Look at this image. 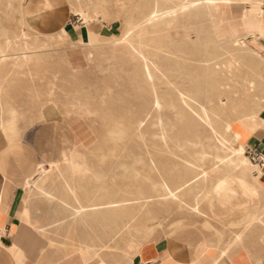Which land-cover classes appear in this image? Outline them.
<instances>
[{"label":"rangeland","instance_id":"obj_1","mask_svg":"<svg viewBox=\"0 0 264 264\" xmlns=\"http://www.w3.org/2000/svg\"><path fill=\"white\" fill-rule=\"evenodd\" d=\"M50 1L59 8L55 10L62 13H44L49 9L43 8V5L51 7ZM50 1L0 0V45L4 46L6 54H10L3 60L0 52V153L17 151L23 132L25 144L35 142L40 136L35 124L51 122L61 129L64 136V147L60 142V150L55 157L66 148L73 159L71 168L62 165L61 169H51L47 166L45 172L36 166H24V175L19 181V195L27 213L24 229L27 233H22L30 238L26 241L22 238L19 242L18 264H130L132 260V264H136L140 258L146 261L142 252L147 244L163 243L171 229L184 224L201 228L216 247L217 253L205 264H230L228 250L243 246L251 238L264 244V216L257 222V231L251 233L250 229L239 232L221 230L211 224L207 214L206 202L211 187L220 183L216 176L233 175L246 169L235 170L216 163L224 152L217 153L207 148L205 157V152H202L203 155L199 152V143V147L194 144L196 149L185 144L191 138L206 142L207 138H214L215 133L223 134L228 127L237 128L239 112L244 109L254 114L263 112L264 91L256 89V79L250 77L247 65L252 60L257 61L256 57L264 52L248 41L245 50L238 49L242 50L240 52L236 50L221 55L209 52L201 55L196 52L195 57L202 59L204 56L208 59L207 63L197 60L187 61L189 64L186 65V62L182 64L179 61L193 58L191 49L200 47L199 41L201 47H217L222 42L218 39L220 33H214L201 18L194 17L191 20L193 25H189L183 17H178L171 26L159 30L158 40L150 42L146 39L147 44L144 42L142 45L135 43L138 50H131L130 45L137 40V36L147 32V29L143 31V26H138L143 13L137 5L153 3L154 0ZM243 5L238 2L233 6L218 32L224 28L232 30L237 27ZM22 17L32 20L33 26L28 27ZM130 20L137 25L131 30L132 33L125 34ZM74 29L82 35H74ZM148 31L151 32V29ZM25 45H28L27 49ZM176 46L184 48L186 52H178ZM155 47L163 52H159L158 57L154 56ZM243 51L246 52L243 54ZM170 57L177 61H172ZM242 59L245 61L244 72L241 68L238 71L237 65ZM226 62L233 66L232 70H225ZM145 63L153 66L152 69L157 66L161 71L169 64L171 67L185 64L191 68L192 76L176 70L169 76V80L174 82L173 86L167 83V79L160 78L154 80L155 87L149 83L145 88L141 77ZM263 67L264 64H261L260 71L264 75ZM186 89L200 96L206 107L209 108L213 103L228 116L216 114L211 121H184L177 118L178 112H184L181 107L155 106V92L160 93V97L163 94L172 97V94L173 99L179 100L184 98L181 93ZM259 98H262L263 103ZM233 104L237 106L233 108ZM221 105H224L223 108ZM189 122L191 125H188ZM167 123L173 124L168 125L169 137L155 139L154 133L160 134L167 128ZM237 130L242 131L240 128ZM127 154H130L129 159L126 158ZM184 160H190L195 165L192 171L187 170ZM256 167V171H259L258 165ZM198 171H203L208 177L200 183L203 189L189 194L187 189L190 185H184L177 198L165 199L164 194L169 188L188 181ZM127 173L132 174V179L128 180L122 192L126 194L123 198H149L135 200L132 210L136 215L132 221L129 220L130 216L123 215L119 221L122 227L118 229V235L105 231L101 221L90 224L82 217L83 213L72 211L81 202L86 203L85 194L93 191V188L98 190L100 197L120 199L121 183L118 179ZM201 194L203 198L200 199ZM79 195L81 198L78 199ZM117 225L113 223L112 226L116 228ZM131 225L144 227V230L130 229L128 226ZM97 227H101L103 233L100 234ZM84 254L87 257L82 261L80 256ZM157 264L181 263L166 258Z\"/></svg>","mask_w":264,"mask_h":264},{"label":"bare ground","instance_id":"obj_2","mask_svg":"<svg viewBox=\"0 0 264 264\" xmlns=\"http://www.w3.org/2000/svg\"><path fill=\"white\" fill-rule=\"evenodd\" d=\"M8 2V1H7ZM23 2V1H22ZM29 2V1H28ZM139 2V1H138ZM141 2V0H140ZM238 2H242L244 5L242 6V13H241V16H240V22L237 24V27L232 29V30H226L225 28L222 29L221 31L218 32L219 28L220 27V24L228 19L227 17V14L233 9V6H235ZM169 3V4H168ZM140 4V3H139ZM152 4V5H151ZM26 8V7H25ZM29 8V7H28ZM137 8L139 10H141V12L143 13L142 17H141V22L138 23V26H143V31L144 29H147V32H143L142 34L138 35L137 36V40H135V42H131L133 44H131V50L132 49H137L138 50V47L135 45V43H138V44H144V42L147 44V42L145 41L146 39H149L150 42H153L154 40H156L159 35V30H162V29H165L166 27H169L171 26L175 21L178 20V17H183L185 20L184 21H187L189 23V25H193L191 21L194 17H197V18H201L203 20H205L209 27L212 28L214 30V33L216 34H219L220 37H218V39L220 41H222L220 43V45H218L217 47H213V46H207V45H204L201 47V42L199 41V46L200 47H195L191 50H193L191 53L193 55V58H184L182 60H180L179 62H186L185 64L187 65V61H194L196 62L198 60V62L200 60L204 61L207 63L208 59L205 58L203 56V58H197L195 57L194 53H199V54H205L207 52L211 53V54H215V55H221V54H224V53H227V52H234L238 49H246V47L249 45L248 44V41H251L252 44H257V41L260 37H264V1L263 0H177L176 2L174 1H171V0H154L153 3H149V2H143L141 3L140 5H137ZM23 9V8H22ZM26 12V11H24ZM5 13V12H4ZM27 14V13H26ZM90 18V17H89ZM23 19V22L28 26V27H31L33 26V22L32 20L30 19H26L24 17H22ZM187 19V20H186ZM4 20V19H3ZM102 20V19H101ZM86 22V21H85ZM181 23V22H180ZM182 23H184L182 21ZM137 25V23L133 22L132 20L128 21V27H127V30L125 32L126 33H130L131 30H133L135 28V26ZM151 29V32L148 31V29ZM171 28V27H170ZM33 30H35L33 28ZM66 31V30H65ZM64 32V30L62 31V33ZM69 32V31H68ZM133 32V31H132ZM131 32V33H132ZM66 35V33H64ZM149 34V35H148ZM152 34V35H150ZM215 34V35H216ZM127 36V35H126ZM58 37V36H57ZM129 37V36H128ZM29 38V37H28ZM136 38V37H135ZM184 38V37H183ZM187 38V37H186ZM189 38V37H188ZM11 39V38H10ZM125 39V38H124ZM196 39V38H195ZM201 39V38H200ZM158 40V39H157ZM199 40V39H196V41ZM203 40V39H202ZM16 41V40H15ZM194 42V41H193ZM206 42V41H204ZM250 42V43H251ZM259 42V41H258ZM20 43V42H19ZM18 43V44H19ZM149 43V42H148ZM156 43V42H155ZM172 43V42H171ZM185 43V42H183ZM195 44L197 42H194ZM201 43V44H200ZM13 44V43H12ZM47 44V43H46ZM186 44V43H185ZM184 44V45H185ZM38 45V44H37ZM190 45H193L192 43ZM189 45V47H190ZM10 46V45H8ZM26 46V45H25ZM24 46V48H25ZM83 46V45H82ZM140 46V45H139ZM150 44H149V47L150 48ZM173 46V45H172ZM207 46V47H206ZM4 47V46H3ZM1 45H0V52L2 53V58L4 60V58L6 57H9L10 54H6L5 51L6 49L3 48ZM11 47V46H10ZM28 45L26 46V49H27ZM32 47V46H31ZM146 47V46H145ZM174 47V46H173ZM178 47L176 50L180 53H185L186 50H184V48L181 49V47L179 48V46H176ZM186 47V46H185ZM193 47V46H192ZM147 48V47H146ZM258 48L260 49V51L264 52V48H262V45H258ZM9 49V48H7ZM14 49V47H13ZM12 49V50H13ZM17 49V48H16ZM41 49V48H40ZM153 49V48H152ZM174 49V48H173ZM263 49V50H262ZM10 50V49H9ZM39 50V49H38ZM140 50V49H139ZM149 50V49H148ZM240 50V51H242ZM248 50V49H247ZM141 51V50H140ZM143 51H147L146 49H144ZM153 51H155L154 53V56H157L159 52L163 53L162 51H160L157 47H155L153 49ZM239 51V50H238ZM239 51V52H240ZM133 52V51H132ZM131 52V53H132ZM136 52V51H135ZM133 52V53H135ZM167 52V50H166ZM244 52L246 51H243V54ZM249 52V51H248ZM27 53V52H26ZM259 53V52H258ZM15 54V53H14ZM32 54V53H31ZM153 54V53H152ZM164 54H168V53H164ZM135 55V54H134ZM139 55V54H138ZM148 55V53H147ZM160 55V54H159ZM200 55V56H201ZM247 55V54H246ZM250 55L252 56V54L250 53ZM249 55V56H250ZM258 55V54H257ZM13 56V55H12ZM137 56V55H136ZM142 56V55H141ZM149 56V55H148ZM162 56V55H161ZM174 56V55H173ZM245 56V55H244ZM250 56V57H251ZM256 56V55H255ZM14 57V56H13ZM28 57V56H27ZM31 57V56H30ZM29 57V58H30ZM158 57V56H157ZM163 57V56H162ZM159 58V59H162ZM15 58V57H14ZM153 58V57H152ZM171 58V57H170ZM173 58V57H172ZM171 58V59H172ZM252 58V57H251ZM257 61H254V62H250L248 63L249 65V73H251L250 77H254V79H256V83H255V87L256 89L258 88L259 90H261L262 92L264 91V75L261 73L260 71V66L262 64H264V54H259L257 57ZM8 59V58H7ZM27 59V58H26ZM149 59V58H148ZM157 59V58H156ZM247 59H249V57L247 56ZM1 60V59H0ZM11 60V59H10ZM17 60V59H16ZM29 60V59H28ZM32 60V59H31ZM143 60V59H141ZM152 60V59H151ZM153 60H155L153 58ZM166 60V59H165ZM169 60V59H168ZM251 60V59H250ZM27 61V60H26ZM39 61V60H38ZM148 61V60H147ZM158 61V59H157ZM157 61H154L155 63ZM164 61V60H163ZM167 61V60H166ZM172 61H177L175 59H172ZM215 61V60H213ZM237 61V60H235ZM1 62V61H0ZM3 62V61H2ZM6 62V61H5ZM17 62V61H16ZM28 62V61H27ZM239 62V61H238ZM236 62V63H238ZM245 61H243V59L241 60V62L238 65V71L240 70V68L242 69L243 71V67H244V63ZM154 63V64H155ZM164 63V62H163ZM162 63V64H163ZM227 64L224 66L225 70H232V67L228 65V62H226ZM4 64V63H3ZM14 64V63H13ZM152 64V63H151ZM165 64V63H164ZM174 64V63H173ZM179 64V63H178ZM183 64V63H182ZM175 65L174 67L172 66H169L171 64H169L167 67H163L164 69L161 71L160 68H158L157 66H155L153 69L150 67V64L148 65V63H145L144 66H143V69H142V73H141V77L144 79V87L147 86L149 83H151V86L152 87H155L154 85V80L156 79H160L162 80L163 78L167 79V83L170 85V86H173V83L169 80V76H170V73H172L173 71H185L186 75H191L192 74V71H191V68L190 67H187V66H184V65ZM189 64V63H188ZM16 65V64H15ZM25 65V64H24ZM31 65V64H30ZM103 65V64H102ZM161 65V63H160ZM236 64H234L235 66ZM111 66V65H110ZM113 66V65H112ZM116 66V65H115ZM114 66V67H115ZM158 66H159V63H158ZM191 66V65H190ZM4 67V66H3ZM9 67V66H8ZM109 67V66H108ZM161 67V66H160ZM193 67V66H192ZM120 69H122L121 67H119ZM264 68V67H263ZM111 69V67H110ZM109 69V70H110ZM113 69V68H112ZM115 69V68H114ZM113 69V70H114ZM119 69V70H120ZM247 69V68H246ZM262 69V68H261ZM102 70H104L102 68ZM112 70V71H113ZM123 70V69H122ZM15 71V70H14ZM197 71V70H196ZM236 71V70H235ZM244 72V71H243ZM248 72V71H247ZM3 73V72H2ZM9 73V72H8ZM174 73V72H173ZM191 73V74H190ZM117 73H115L116 75ZM119 74V73H118ZM121 74H123L121 72ZM176 74V73H175ZM183 74V72H182ZM248 74V73H247ZM181 75V74H180ZM121 76V75H120ZM119 76V78H120ZM192 76V75H191ZM249 76V74H248ZM174 77V76H172ZM185 77V75H184ZM194 77V76H193ZM181 78V77H180ZM186 78H184L183 80H185ZM250 79V78H249ZM159 80V81H160ZM176 80H177V77H176ZM175 80V81H176ZM179 80V79H178ZM181 80V81H183ZM190 80V79H188ZM193 80V79H192ZM187 81V80H186ZM164 82V81H163ZM185 82V81H184ZM183 82V84H185ZM255 82V81H254ZM159 84V83H158ZM161 84V83H160ZM159 84V85H160ZM176 84V82H175ZM182 84V85H183ZM196 84V83H195ZM157 85V86H159ZM165 85V84H164ZM167 85V84H166ZM176 86V85H175ZM174 86V87H175ZM179 86V85H177ZM251 86V85H250ZM254 86V85H253ZM167 87V86H166ZM173 87V89H174ZM180 87V86H179ZM147 88V87H145ZM163 88V87H162ZM172 88V87H171ZM192 88V87H191ZM141 89V88H140ZM170 89V88H169ZM184 89V88H183ZM190 89V87H189ZM253 89V87H252ZM150 90V89H149ZM152 90V89H151ZM155 90V89H153ZM165 90V89H164ZM172 90V89H171ZM178 90H182V89H178ZM259 90H257L259 92ZM192 91H194L192 89ZM252 91V90H251ZM236 92V91H235ZM257 92V93H258ZM261 92V93H262ZM163 93H166V92H163ZM161 93V94H163ZM192 93V94H191ZM250 93V92H249ZM252 93V92H251ZM256 93V92H255ZM260 93V92H259ZM258 93V95H259ZM160 93H156L155 92V97H154V103H155V106H170V107H181V109L184 111V112H178L177 113V118L178 119H183L184 121L187 119L188 120H193L197 119V121H211L212 120V116L213 115H222L224 114V110L223 109H219L216 108V105L213 106V103L210 105V107H206L207 105L204 104L202 101H201V98L200 96H198L196 93L194 92H191L190 90H187L186 91H183L181 94L184 95V98H181L182 96L179 95V97L181 99L179 100H175V97L174 99L172 98L173 95L171 94L172 97H170L168 94L169 97H165L164 94L162 97H160L159 95ZM179 94V93H178ZM264 95V93H262ZM246 95V94H245ZM248 95V94H247ZM255 95V94H254ZM174 96H177L174 94ZM261 96V95H260ZM178 97V96H177ZM253 97V95H252ZM256 97V96H255ZM262 97V96H261ZM234 98V97H233ZM254 98V97H253ZM232 99V98H231ZM260 100L262 98H259ZM258 99V100H259ZM264 99V97H263ZM22 100V99H21ZM208 100V99H207ZM228 100V99H227ZM230 100V99H229ZM228 100V101H229ZM233 100V99H232ZM254 100V99H252ZM251 100V101H252ZM259 100V101H260ZM210 102V100H208ZM226 101V102H228ZM234 101V100H233ZM255 101V100H254ZM257 102V100H256ZM261 103L262 100L260 101ZM1 103V102H0ZM235 103V102H234ZM254 103V102H253ZM208 104V103H207ZM256 104V103H255ZM254 104V105H255ZM206 105V106H205ZM232 105V104H231ZM230 105V107H231ZM258 105V103H257ZM255 105V106H257ZM219 106V105H218ZM222 106V105H221ZM220 106V108H221ZM224 106V105H223ZM222 106V108H223ZM226 106H229L226 104ZM235 104H233V108H235ZM231 107V108H232ZM240 107V106H239ZM261 107V106H259ZM257 107V110L258 108ZM226 108V107H225ZM224 108V109H225ZM230 108V109H231ZM238 108V107H237ZM236 108V109H237ZM254 108V107H253ZM235 109V110H236ZM249 109V108H248ZM261 109V108H260ZM227 110V109H226ZM232 110V109H231ZM246 110V109H244ZM242 111V112H239L240 113V116H239V119H238V123H237V128H240L241 130L243 131H248V132H256L258 129L262 130L264 129V110L262 113L260 114H254V113H251V112H245V111ZM254 110V109H253ZM221 112V114H220ZM223 112V113H222ZM226 112V111H225ZM229 112V111H228ZM257 112V111H256ZM90 115V114H89ZM217 115V116H218ZM225 117L226 114H224ZM237 116V115H236ZM235 116V117H236ZM231 117V116H230ZM221 118V117H220ZM232 118V117H231ZM165 119V118H164ZM237 119V118H236ZM154 120H157V118ZM229 120V119H228ZM161 121V120H159ZM230 121V120H229ZM140 122V121H139ZM191 122V121H190ZM189 122V123H190ZM188 125H191V123ZM195 123V122H194ZM225 123V122H224ZM232 123V122H230ZM229 123V124H230ZM172 123L168 124L167 123V128H165L160 134L159 133H154V138L157 139V140H161V139H167V137H169V129L170 127H168V125L170 126ZM178 124V123H177ZM186 124V123H185ZM228 124V123H227ZM235 124V123H234ZM157 125V124H156ZM173 125V124H172ZM176 125V124H175ZM174 125V126H175ZM192 125H194L192 123ZM199 125V123L197 124ZM226 126V125H225ZM172 127V126H171ZM188 127H191V126H188ZM187 127V128H188ZM237 128H226L225 132H223V134L219 135L217 133L213 134L214 138L211 136L210 138H207L206 139V142H199V140L201 139H197V138H191L192 140H190V142L188 143H185L187 144L188 146L190 147H193L194 144H200V151L201 154L202 152H205V150L207 148H209L210 150L212 149L213 151L217 152V153H221V152H224L223 156H219V160L216 162V163H221L224 165H228L230 166V168L232 167L233 169L235 170H240L241 168H245L246 170L247 169H255V171L257 170V165H255L249 155L247 154L248 152V148L245 144V139H244V134L242 131H239L237 130ZM193 129V128H192ZM196 128H194L195 130ZM191 130V129H190ZM192 131V130H191ZM198 131V130H197ZM195 132V131H194ZM215 132V131H214ZM191 133V132H190ZM189 133V134H190ZM198 133V132H197ZM196 134V133H195ZM159 135H161V137H158ZM173 135V134H172ZM171 135V136H172ZM193 135V133L191 134ZM199 136V135H198ZM194 137V136H193ZM198 141H197V140ZM197 141V142H196ZM158 142V141H157ZM187 142V141H186ZM238 142H241L238 143ZM198 146V145H197ZM250 146V145H249ZM195 147V146H194ZM193 147V148H194ZM199 147V146H198ZM196 149V148H194ZM193 149V150H194ZM209 150V151H210ZM216 153V155H218ZM197 154H200V153H197ZM203 155V154H202ZM222 155V154H221ZM41 156H42V153H41ZM121 156V155H120ZM206 152H205V157H206ZM122 157V156H121ZM204 157V156H203ZM217 157V156H215ZM123 158V157H122ZM125 158V157H124ZM127 159L130 158V154H127ZM218 159V157H217ZM43 160V159H42ZM216 160V159H215ZM38 161V160H36ZM41 161V160H40ZM45 161V160H43ZM186 162V167H187V170H193L194 169V164L188 160V161H185ZM44 162H38L36 164V167L38 169H40L41 171H47V166H50L51 169L52 168H55V169H61V166L64 165V166H67V167H72V164H73V159L71 158V156H69V151L68 149L65 148V150L58 156V157H53L50 161H49V164L47 166H45L43 164ZM135 164H133L134 166ZM217 165V164H216ZM134 168V167H133ZM50 169V170H51ZM49 170V172H50ZM191 170V171H192ZM260 170V169H259ZM134 171V170H133ZM195 171V170H194ZM48 173V172H47ZM124 173V172H123ZM135 173V172H133ZM128 175H122V177H120V179H118V181L121 183L120 185V192H119V195H120V199L118 200H115V199H112V200H108L106 199L105 197H100L101 195L98 193V190L96 191L95 188H93V191H86L87 194H85V201L86 203L85 204H81L80 202V205L78 206H75L76 210H72V211H76V212H80V213H83L82 214V217L87 221L89 222L90 224L93 223V224H96L95 222L97 220L101 221L103 223V228L105 229V231H109V232H114L115 235H118L119 231L118 230L120 227V223L119 221L122 220L121 218H123V215L125 216H130V219L129 220H133L134 219V216L136 215L134 213V211L132 210V207H134V205L132 206V204H136L135 203V200L137 199H147L149 198L148 196H144V197H136V198H123L124 195L126 194H123L122 192H124L123 190H125L126 188V185L128 183V180L132 179V177H130L132 174L131 173H127ZM38 175V174H37ZM136 175V173L134 174ZM41 176V175H40ZM46 176V175H45ZM59 176V174H58ZM209 176V175H208ZM231 175H224V176H219L217 175L216 177L217 178V182H223L225 179L229 178ZM45 178V177H44ZM136 178H138L136 176ZM208 177L206 176V173H204L203 171L202 172H197L194 176H192L191 179H189L188 181H184V183L182 184H177V186H175L174 188H169L165 194H164V197L165 199H171V198H177L181 193L180 191L183 189V186L184 185H190L189 186V189H187V192L189 194H192L194 191H198V190H201L203 188L200 187V183L203 181L205 182L206 179ZM95 180V179H94ZM44 181V179L42 180ZM208 181V180H207ZM41 182V180H40ZM50 182V181H49ZM29 183V182H28ZM67 183L69 184V182L67 181ZM67 184L68 188L70 187L69 185ZM98 185V184H97ZM167 187H170V185H167ZM186 187V186H185ZM73 188V187H72ZM259 188V187H258ZM25 189V188H24ZM71 189V188H69ZM72 190V189H71ZM70 190V191H71ZM74 190V189H73ZM90 190V189H89ZM69 191V190H68ZM69 191V192H70ZM2 193V192H1ZM73 193V192H72ZM78 194V193H76ZM75 194V195H76ZM203 195L201 194L199 196V198L201 199ZM29 197V196H28ZM1 198V197H0ZM78 199L81 198L80 195L79 197H77ZM203 198V197H202ZM77 200V199H76ZM139 205V204H138ZM140 205H144L143 203H141ZM141 207L139 206V209ZM134 209V208H133ZM136 210V209H135ZM137 211V210H136ZM1 212V211H0ZM138 212V211H137ZM142 212V210H141ZM26 213V212H25ZM74 214V213H73ZM77 215V213H76ZM26 217H27V213H26ZM126 218H124L125 220ZM130 221V222H131ZM113 223H118V225L116 226V228H114L112 225ZM132 223V222H131ZM130 229H136V230H140V229H143L144 230V227H137L136 225H131V226H128ZM98 228V227H97ZM100 234L103 233V229L101 227L98 228ZM5 230V229H4ZM105 233V232H104ZM123 233V232H122ZM97 237V236H96ZM94 238V236H93ZM95 241V240H94ZM143 245V244H142ZM90 247V246H89ZM110 248V247H109ZM112 248V247H111ZM18 245L17 244H13L12 246L9 247V250L14 252V253H17L18 251ZM85 249V248H84ZM96 250V249H95ZM121 250V249H120ZM91 251L93 252V250L91 249ZM90 251V252H91ZM85 252H88V251H85ZM94 253V252H93ZM92 254V253H91ZM160 254V253H159ZM169 255V254H168ZM86 257H87V254H84L82 255V257L80 256V259L83 261V260H86ZM165 260V259H164ZM162 260V261H164ZM161 260H150L147 262V264H157L158 262H162ZM129 262V261H128ZM111 263V262H110ZM130 264L133 263V260L129 262ZM232 264V263H231Z\"/></svg>","mask_w":264,"mask_h":264},{"label":"crops","instance_id":"obj_3","mask_svg":"<svg viewBox=\"0 0 264 264\" xmlns=\"http://www.w3.org/2000/svg\"><path fill=\"white\" fill-rule=\"evenodd\" d=\"M50 3L51 7L43 5V8L49 9L44 13L60 11L55 10L59 8L53 6L54 2ZM72 33L76 36L82 35L77 29ZM258 41L257 44L263 48L264 37H260ZM35 129L40 133L35 142L25 144L27 142H24L23 132L17 151L11 154L0 153V264H18L20 257L10 251L9 247L17 244L19 248L22 238L25 241L30 238L29 235L23 236V233H27L24 232L26 211L19 195V181L24 175V166H36L38 162H44L47 166L49 161L57 156L60 142L64 147L63 133L54 123L39 122L35 124ZM242 132L245 144L249 147L247 154L252 150H259L264 154V129L253 133L243 130ZM258 167L259 171H242L211 187L206 202L211 224L225 231H257V222L264 216V169ZM251 239L243 246L228 250L230 264H264V244ZM147 245L142 252L146 261L140 258L136 260V264H145L150 260L162 261L166 258L181 264H205L217 253L211 238L194 224L176 226L169 231L163 243Z\"/></svg>","mask_w":264,"mask_h":264},{"label":"built area","instance_id":"obj_4","mask_svg":"<svg viewBox=\"0 0 264 264\" xmlns=\"http://www.w3.org/2000/svg\"><path fill=\"white\" fill-rule=\"evenodd\" d=\"M249 156L254 163L264 169V154L259 150H252L249 152Z\"/></svg>","mask_w":264,"mask_h":264}]
</instances>
